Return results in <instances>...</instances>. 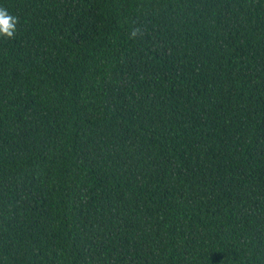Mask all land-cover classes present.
Listing matches in <instances>:
<instances>
[{"label": "trees", "instance_id": "obj_1", "mask_svg": "<svg viewBox=\"0 0 264 264\" xmlns=\"http://www.w3.org/2000/svg\"><path fill=\"white\" fill-rule=\"evenodd\" d=\"M0 8V264H264V0Z\"/></svg>", "mask_w": 264, "mask_h": 264}, {"label": "clouds", "instance_id": "obj_2", "mask_svg": "<svg viewBox=\"0 0 264 264\" xmlns=\"http://www.w3.org/2000/svg\"><path fill=\"white\" fill-rule=\"evenodd\" d=\"M17 22V17L10 16L7 9L0 8V34H4L9 38L14 37ZM136 34V30H133L131 33L133 37H135Z\"/></svg>", "mask_w": 264, "mask_h": 264}]
</instances>
